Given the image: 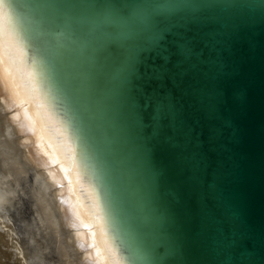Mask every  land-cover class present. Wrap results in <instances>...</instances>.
<instances>
[{"label": "water", "instance_id": "95a60500", "mask_svg": "<svg viewBox=\"0 0 264 264\" xmlns=\"http://www.w3.org/2000/svg\"><path fill=\"white\" fill-rule=\"evenodd\" d=\"M159 15L213 37L172 145L124 86ZM0 37L110 264H264V0H0Z\"/></svg>", "mask_w": 264, "mask_h": 264}, {"label": "bare ground", "instance_id": "6f19581e", "mask_svg": "<svg viewBox=\"0 0 264 264\" xmlns=\"http://www.w3.org/2000/svg\"><path fill=\"white\" fill-rule=\"evenodd\" d=\"M5 44L0 37V255L9 264H110L65 151Z\"/></svg>", "mask_w": 264, "mask_h": 264}, {"label": "snow or ice", "instance_id": "6c2138e0", "mask_svg": "<svg viewBox=\"0 0 264 264\" xmlns=\"http://www.w3.org/2000/svg\"><path fill=\"white\" fill-rule=\"evenodd\" d=\"M191 27H177L163 15L154 17L149 38L139 43L129 61L124 86L135 94L132 102L139 126L146 139L164 145L175 142L169 133L175 127L178 105L191 90L189 78L213 46V37L192 33ZM234 239L239 243V237Z\"/></svg>", "mask_w": 264, "mask_h": 264}, {"label": "rangeland", "instance_id": "374dc122", "mask_svg": "<svg viewBox=\"0 0 264 264\" xmlns=\"http://www.w3.org/2000/svg\"><path fill=\"white\" fill-rule=\"evenodd\" d=\"M18 226V225H17ZM18 228H19V226H18ZM19 230H20V228H19ZM6 258H2L1 257V255H0V264H9V262H12L11 260H9V259H6ZM9 260V261H8ZM7 261H8V263H7Z\"/></svg>", "mask_w": 264, "mask_h": 264}]
</instances>
